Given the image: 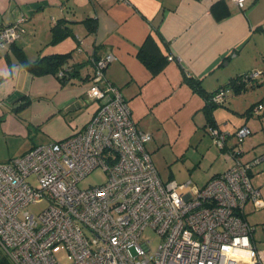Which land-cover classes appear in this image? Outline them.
<instances>
[{
  "label": "crops",
  "instance_id": "0c3cea01",
  "mask_svg": "<svg viewBox=\"0 0 264 264\" xmlns=\"http://www.w3.org/2000/svg\"><path fill=\"white\" fill-rule=\"evenodd\" d=\"M87 17L95 19L92 30ZM20 18V36L0 47V162L82 129L98 103L86 96L91 58L111 52L105 76L127 101L136 126L151 134L146 148L160 178L202 186L233 163L230 153L239 148L241 159L251 162L249 177L262 202L257 209L247 203L244 217L251 222L246 214L260 212L251 225L264 226V109L250 113L264 105V91L251 96L225 86L254 71L262 77L254 87L264 88V0H245L242 8L232 0H0V27ZM56 26L63 32L57 38ZM150 32L170 53L154 75L137 57ZM65 52L77 69L65 83L52 73H31L18 55L33 61ZM185 77L209 93L225 87L224 126L216 107L225 102L211 110L212 122L228 133L222 146L208 131L205 98ZM241 126L251 133L237 144L233 134ZM252 241L264 251V241L253 234Z\"/></svg>",
  "mask_w": 264,
  "mask_h": 264
},
{
  "label": "built area",
  "instance_id": "2783aa9c",
  "mask_svg": "<svg viewBox=\"0 0 264 264\" xmlns=\"http://www.w3.org/2000/svg\"><path fill=\"white\" fill-rule=\"evenodd\" d=\"M232 2L242 8L245 0ZM22 20L0 27V47L20 36ZM113 59L111 52L91 58L86 96L98 103L82 129L0 162L4 254L13 264H61L52 249L62 244L69 264H264V251L252 241L254 227L244 217L247 203L262 207L249 177L251 162L236 148L233 163L202 186L162 180L146 148L151 134L136 126L127 101L105 76ZM226 95L221 87L210 102L223 104ZM262 109L256 104L250 113ZM208 131L222 146L228 133L212 126ZM250 133L241 126L233 135L240 144ZM96 167L106 173L105 182L80 188ZM41 202L46 205L37 213L26 209ZM146 228L160 238L155 248L140 239Z\"/></svg>",
  "mask_w": 264,
  "mask_h": 264
},
{
  "label": "trees",
  "instance_id": "16d2710c",
  "mask_svg": "<svg viewBox=\"0 0 264 264\" xmlns=\"http://www.w3.org/2000/svg\"><path fill=\"white\" fill-rule=\"evenodd\" d=\"M84 23L87 28L92 30L95 27V19L87 17L84 19ZM62 29L57 26L54 27L55 37H59L62 34ZM66 33V31H65ZM20 63L31 73L35 75H41L46 73H52L57 76L60 82L65 83L72 77L76 76L77 69L76 65H68V58L70 57L69 52L65 53H55L49 55H43L36 60L30 61L25 58L22 54H18ZM170 53L167 45L162 47L159 43V36L156 32H150L144 39L143 43L140 45L137 51L138 59L148 68L152 75L157 74L162 70L165 64L168 62V57ZM67 67L63 75L59 76L58 72L63 66ZM258 75V74H257ZM245 77V78H244ZM186 78V77H185ZM186 80L192 86L194 90L199 92L206 100V114L208 119V126L216 127L211 119V110L216 106L210 102V97L214 93L206 92L201 85L200 81L193 78L187 77ZM259 81L257 77L251 76L249 73H243L230 80L225 86L232 88L234 92L239 93L249 87H254L258 85ZM225 89V87H223ZM219 89V88H218ZM227 96V95H226ZM251 108V107H250ZM0 264H12V262L7 258L5 254L0 255Z\"/></svg>",
  "mask_w": 264,
  "mask_h": 264
},
{
  "label": "rangeland",
  "instance_id": "374dc122",
  "mask_svg": "<svg viewBox=\"0 0 264 264\" xmlns=\"http://www.w3.org/2000/svg\"><path fill=\"white\" fill-rule=\"evenodd\" d=\"M254 71H249V72H246V73H253ZM257 80L260 81V79L262 78L260 75H257ZM261 91H264V88H261L260 90L257 89V87H254V88H248L247 89V92H249L248 94L253 96L255 93L256 94H260ZM264 93V92H262ZM227 94V92H226ZM228 95H230L228 93ZM248 96V95H247ZM227 100V96H226V99H225V107H216L217 110L221 111V119H220V122L221 124L223 125V123L225 122L224 118L227 117L226 114H224L222 112V110H228L226 109V107H229L228 106V102L226 101ZM233 114V113H232ZM234 116H241V115H238V114H234ZM224 117V118H223ZM226 123H227V120H226ZM224 126V125H223ZM251 130V129H250ZM107 178V175L106 173L102 170L101 167H96L94 168L93 170H91L88 174H86L78 183V186L80 188H87V187H91V186H95V185H98V184H101L103 182H105ZM30 182L32 184H35V180L34 178H30ZM46 205L45 202H41V203H38L36 205H29L26 207V209L32 213H37L38 211H40L42 208H44ZM245 211H247V208H245ZM260 212H257V213H252V215L250 213H247L246 216H248L249 220L251 222L255 221V220H259L260 219V216H257L259 215ZM251 222H249L250 224H252ZM253 225V224H252ZM255 227V232H253V238L258 242V241H264V226H262L261 224H255L254 225ZM141 240H145V239H148L150 241V247L151 248H155L159 241H160V238L159 236L155 233V231H153L151 228H146L143 230L142 234H141ZM260 247H262L261 245H259ZM258 246V247H259ZM1 254H4V251L2 250V248H0V255ZM52 254L54 256V258L60 262L61 264H69L71 262V256L68 254V252L66 251V249L64 248V246L62 244H57L53 247L52 249Z\"/></svg>",
  "mask_w": 264,
  "mask_h": 264
}]
</instances>
